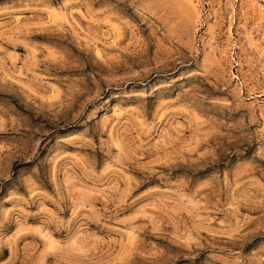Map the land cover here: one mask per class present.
<instances>
[{"label": "rangeland", "instance_id": "rangeland-1", "mask_svg": "<svg viewBox=\"0 0 264 264\" xmlns=\"http://www.w3.org/2000/svg\"><path fill=\"white\" fill-rule=\"evenodd\" d=\"M0 264H264V0H0Z\"/></svg>", "mask_w": 264, "mask_h": 264}]
</instances>
